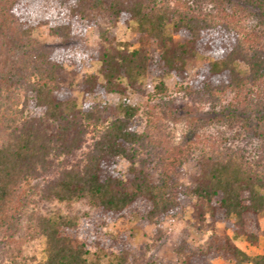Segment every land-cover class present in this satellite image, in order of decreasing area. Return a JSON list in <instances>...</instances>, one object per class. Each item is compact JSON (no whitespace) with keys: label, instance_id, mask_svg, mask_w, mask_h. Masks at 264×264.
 <instances>
[{"label":"trees","instance_id":"16d2710c","mask_svg":"<svg viewBox=\"0 0 264 264\" xmlns=\"http://www.w3.org/2000/svg\"><path fill=\"white\" fill-rule=\"evenodd\" d=\"M220 1L226 5L206 10L199 0H5L7 14L25 38L40 26L61 44L88 28L97 34L86 59L98 67L82 78L79 103L63 86L62 72L67 64L77 65L74 57L54 48L28 53L25 68L33 80L18 123L0 141V228L21 184L31 179H42L40 194L46 200L86 205L83 211L56 210L38 218L42 264H141L143 250L131 234L107 233L104 227L131 218L154 226L187 206L211 230L221 223L223 237L213 231L204 247L179 237L167 258L151 264H212L216 257L224 264H264L259 224L264 211V0ZM241 4L256 21L243 35ZM119 24L130 27L129 39L117 40ZM195 54L204 63L189 77L186 60ZM168 74L184 84L180 88L193 102L210 105L208 123H235L257 147L232 146L213 136L187 138L152 156L159 172L151 181L146 166L136 167V161L140 148L155 146L152 131L138 132L132 119L136 109L123 101L112 104L107 95L139 91L141 82L153 77V93L164 97ZM88 128L92 136L86 144ZM189 163L193 173L180 183ZM260 238L263 253L252 256L233 242L256 244Z\"/></svg>","mask_w":264,"mask_h":264},{"label":"rangeland","instance_id":"374dc122","mask_svg":"<svg viewBox=\"0 0 264 264\" xmlns=\"http://www.w3.org/2000/svg\"><path fill=\"white\" fill-rule=\"evenodd\" d=\"M203 9L214 8L218 3L226 5L220 0H199ZM5 0H0V141L11 127L18 123L21 103L24 92L30 81L33 80L30 68L26 67L28 53L38 49L47 50L54 48L77 60V65L67 64L62 72L63 86L69 90L78 103L82 98L79 91L82 78L96 71L98 64L87 60L86 53L96 44L97 34L95 29L88 28L81 36H75L70 42L61 44L60 39L49 34L47 26H40L31 31L28 38L23 37L17 23L7 14ZM238 19L243 33L249 31L255 24V19L249 8L241 4ZM116 38L118 41L129 39L132 36L130 27L117 25ZM37 49V50H38ZM30 56V55H29ZM204 63V58L195 54L187 58L185 71L192 77L195 70ZM30 66V64H29ZM237 68L244 72L243 65ZM157 80L153 77L144 79L139 91L127 89L123 95H107V101L117 104L121 101L136 109L133 123L138 132L151 130L155 146L140 148L136 167L146 166L144 169L151 181H157L159 162L152 156H160L165 152V146L177 145L187 138L195 141L209 138L210 136L222 139L224 143L232 146L242 145L249 149L256 146L252 136H246L242 129L232 123H208L212 111L205 102H193L182 91L181 86L172 75L164 78L166 95L160 96L153 93ZM99 125L97 129H101ZM92 131L90 128L85 133V142H91ZM198 153L194 151V154ZM123 169V164H120ZM193 163L183 166L178 176L180 183H187L193 173ZM41 178L23 182L9 210V217L0 228V264H42L44 259V237L36 227L40 217L60 210L63 213H75L86 209L83 203H74L69 206L46 200L40 194ZM138 218L118 220L116 223L104 227V231L111 234L129 232L132 242L142 247L143 260L141 264H151L158 258H167L174 242L181 237L188 244L195 247L205 246L209 236L214 231L223 237L222 224L216 223L211 230L200 223L196 211L186 207L181 215L166 216L157 225H138ZM259 224L264 228V211L259 216ZM234 244L248 255L263 253L262 238L256 244L247 243L242 239H234ZM212 264H224L220 257H216Z\"/></svg>","mask_w":264,"mask_h":264}]
</instances>
